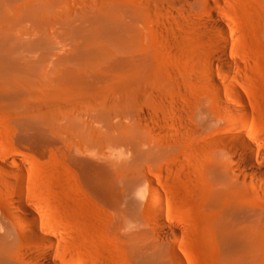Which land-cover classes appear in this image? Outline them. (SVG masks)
Masks as SVG:
<instances>
[{
	"label": "rangeland",
	"instance_id": "374dc122",
	"mask_svg": "<svg viewBox=\"0 0 264 264\" xmlns=\"http://www.w3.org/2000/svg\"><path fill=\"white\" fill-rule=\"evenodd\" d=\"M159 1L138 0L146 11L136 30L120 29L114 39L101 38L104 33L95 30L89 13L56 12L39 25L9 8L0 26V48L8 52L9 66L21 72L9 78L0 67V84L26 92L0 91V160L9 163L0 167V235L12 226L9 212L20 191L42 228L58 231L60 243L53 248L58 262L264 264V196L251 185L245 192L242 181L221 179L205 167L214 153L247 177L250 171L238 163V153L228 152L220 139L237 125L248 137L264 139L263 0H166L164 7ZM85 34L92 37L90 45ZM223 44L229 69L216 58ZM125 45L138 59L127 72V92L145 94L147 105H140L146 113L125 99L126 91L104 92L115 102L114 117L92 122L91 128L105 136L96 137L103 142L98 146L90 140L89 145L83 121L96 116L103 100L82 110L90 102L55 94L71 76L85 81L83 91L110 87L116 82L111 71L118 70L113 65L108 71L107 60L121 58ZM214 76L219 88L211 84ZM221 91L222 107L215 101ZM75 105L85 107L76 118L84 133L71 135L60 129L59 115L62 107L72 112ZM156 125L161 137L153 133ZM173 140L169 154L159 156V148ZM79 141L80 148L74 147L72 142ZM86 141L89 150L97 149L94 153L86 150ZM262 151L257 146L255 153ZM212 189L239 195L244 215L233 217L236 234L216 223L222 210L209 202ZM157 202L180 240L157 228ZM25 252L29 255L19 249L14 254L26 258ZM27 258L25 264L39 262L36 256Z\"/></svg>",
	"mask_w": 264,
	"mask_h": 264
},
{
	"label": "bare ground",
	"instance_id": "6f19581e",
	"mask_svg": "<svg viewBox=\"0 0 264 264\" xmlns=\"http://www.w3.org/2000/svg\"><path fill=\"white\" fill-rule=\"evenodd\" d=\"M156 1H159V0H156ZM168 1L166 2V0H162L161 4L159 1V4L164 7L165 2L168 5ZM60 3H62V5H60ZM144 5H145L144 3H140L138 2V0L137 2L133 0H16L15 2L13 1L10 2V0H0V26H2L3 23H5L6 20H8L9 8L11 7L14 8L13 10L17 9L15 14L19 18L31 19L39 25H43L44 23H46L48 20V17L52 16L56 12H64L68 10L72 13H75V12L89 13L90 22H92V24L94 25L95 30L101 31V32L103 31L104 33L101 36V38H111V39L113 38L114 39V36H116L115 34L119 33L120 29L124 30L126 34L136 30L137 23L138 21H140L142 13L146 11ZM263 10H264V0H263ZM214 23L218 26H221L224 29H227L225 24H223V22L219 19L214 20ZM261 30L264 36V21H263V27L261 28ZM85 37L86 39H88V42H89L88 45H90L92 42L91 40L92 37H89L86 34H85ZM227 48L228 46L226 47L224 44L220 45L218 52L216 54V58L221 61L225 69H229L232 67V62L228 59V49ZM86 52H88V50H86L84 53ZM8 59H9V55L6 49L2 50L0 48V62H1L0 67L3 66L1 69L3 68L7 69L4 71L7 73V75H9V78H14L16 73H20L21 71L18 72L19 70L18 67L13 68L9 66ZM137 61H138L137 55L131 53L127 45L123 47V54L121 58L114 59L113 57H110L109 60H107L106 69L109 67L111 68L113 65H115L118 70V71L114 70L116 72L115 74H113V71H111L112 75H114L116 79V82H114V84H111L110 87L99 88V89H96L95 87V89H91L90 91L84 90V91H88V92H84L82 87L83 85H85V81L81 79L79 76H71L69 78H65L62 81V84L60 85L61 89H59L56 92L55 97L57 96V97L65 98V99L74 98L77 100L76 103H79L82 101L83 102L87 101L90 103H89V106H87L86 108L83 106L79 107L75 105V107L71 109L73 110L72 112L67 111L65 107H62V110L59 115L60 129H62V132L69 133L71 135H77V132L84 133L83 131H80L77 129V125L79 122L77 121L76 118H81L78 115V112H80L79 109H82V108H85L82 110L93 109V107H95V105L93 104V101L101 99L103 100V102L99 105L96 116L89 115L88 118L83 121L86 127L88 126V137L89 136L90 137L87 139H88L89 145L91 144L90 141L93 142L94 144L95 140H97L96 137L100 135V132L98 133L97 132L98 130L94 129V127L91 128L93 124L92 122L95 121L96 123V121H98L97 118L101 119L102 121H105V120L109 121L114 117V116L112 117V109H113L112 107L115 105V102H111V98H110L111 96L105 94L104 92L108 90H113V91L119 90L122 92L124 91L127 92V89L129 88V84H130V83L128 84L129 80L127 77V72L129 69H132L133 67H137L138 65ZM109 69L107 70L109 71ZM211 76H213V74ZM216 79H217L216 76H214L211 79V84L213 85V88L220 87V83H218V80ZM6 86L7 85L5 84H0V91L4 93L5 95L10 92L16 93V94L26 92L24 90L22 91L20 87H17V85H15V87L14 86L10 87V89H8ZM92 90H95V91H92ZM237 93H238V96L242 97L243 95L242 92L239 91ZM124 97L128 102L134 103L135 108L136 109L139 108V110L144 105L146 106L148 102V101L144 102L146 101L145 94L142 92L141 93L140 92L139 93L127 92L126 94H124ZM215 101L217 103V106L222 107L225 105L224 96L222 94V91L221 93L218 92V94L215 97ZM142 102L143 104L145 103L144 105L142 104L143 106L140 105ZM138 105H140V107H138ZM63 106H66V105L64 104ZM134 106L132 105L133 108ZM143 109L144 108H142L143 113H146L145 110ZM138 112L141 114V111H138ZM159 113H161V107L157 105L156 116L158 118L160 117ZM122 118L120 119L122 120ZM108 121L105 122L106 125L104 124L105 129L106 127L108 128L107 126ZM83 122L81 123L84 124ZM110 123H108V125H112ZM119 123L121 124L122 122H118V125H120ZM111 127L109 126L110 129ZM241 127L242 125L234 126L230 130L229 135L222 137L220 139V142L221 144L224 145L225 149L228 152L238 153L237 154L238 163L242 167H245L246 169H248L250 171V174L247 177H244L238 174L237 171L233 167L228 165L226 162L218 159V157L214 153H213L214 155L211 154L209 156L210 157L209 162H207V165L205 166L208 169L206 171L210 174L211 173L217 174L218 177H220L221 179H224V177L229 176L230 178H235V180L238 182L242 181L245 187L244 188L245 192L246 191L248 192L246 186L251 185L254 187V189L258 193L264 196V139H261V138L253 139L251 137H248L245 133L238 131V129H240ZM112 128L115 129L114 127ZM128 129L129 128L127 127L124 128V130L126 131H128ZM100 130L103 131L104 130L103 127ZM108 130L106 129V131ZM152 130H153V133H155L156 131L157 135L161 137L160 132H159L160 127L156 125V127ZM102 135L105 136L104 134H101L100 138L104 139V137H101ZM75 139H76V136H75ZM174 141L175 140H173V143L169 144V146H166V148L160 147L158 151L159 156H162L167 153L169 154V152L171 151V149L177 142V141L176 142ZM75 142H72V143H73V146L74 147L77 146V148H80L79 145L81 144L79 143H83L79 141L78 145H76L77 143ZM88 142L86 141V144H87L86 146L83 145L84 147H86V150L88 149L87 147L89 146ZM98 142L101 143L102 141L98 140L95 143L97 144ZM93 144L92 146L95 149L96 147ZM98 145L99 144H97V146ZM257 146H261V149L263 150L262 153H260V155L255 153ZM102 148H105V145L99 149L101 150ZM88 151H91V148L90 150L88 149ZM95 151L92 150L91 153H94ZM91 153L89 152V154ZM96 154L98 153L96 152ZM235 156L236 155L233 154V158H236ZM118 159L120 158L118 157ZM116 162L118 161L116 160ZM7 163L8 161L6 162V160L4 159L0 160V167L1 168L8 167L7 165L9 163L8 164ZM238 196L239 195L232 194V192H228V190L225 191L224 189H221V190L212 189L209 193L210 204L214 206H220L222 210L221 218H219L216 221V223L221 228H223V230L227 234H230V235L236 234L237 230L235 226V222H236L235 220L238 216H240V214L243 213V211L240 210L241 206H240V209H238V206H239ZM241 201H243V199H241ZM57 202L59 203V200ZM31 206L32 205H30L29 202L24 200V197L19 191L16 197V207L14 209H11L9 212V221L12 224V226L8 227L7 230L4 233H1L0 235V264H25V262H23L22 260L25 261L29 259L27 258V256H30L31 259H34L36 256L39 259L37 260L39 261L38 264H67V263H62V262H58L54 260V253H53L54 249L53 248L59 245L60 243L59 242L60 236H59L58 231L54 229L50 232L42 228V226L40 225V219L37 216L38 214L34 212ZM163 211L164 210L162 208V204L157 202L156 203V213H155L156 215L155 218L157 220V228L161 230L162 232H164L169 239L173 238L175 240H180L181 239L180 233L177 232L172 226H169L167 223L164 222ZM233 217H236V218H233ZM24 243L28 244L29 246L30 244H32V246H35V247L32 249L31 247H28L31 249V250H28L25 248V246L27 245ZM16 249H19L21 251L22 250L27 251L29 255H27L26 252L24 254L25 256L27 255L26 256L27 259L22 258L21 256L17 257V255L14 254V251Z\"/></svg>",
	"mask_w": 264,
	"mask_h": 264
}]
</instances>
